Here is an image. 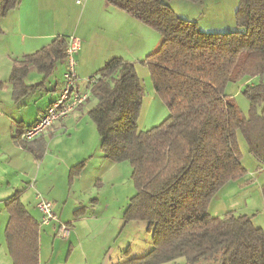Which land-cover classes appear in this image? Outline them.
Instances as JSON below:
<instances>
[{"label": "trees", "instance_id": "16d2710c", "mask_svg": "<svg viewBox=\"0 0 264 264\" xmlns=\"http://www.w3.org/2000/svg\"><path fill=\"white\" fill-rule=\"evenodd\" d=\"M22 0H0L1 22ZM172 0H105L159 33V49L139 64L148 68L153 89L169 116L143 131L139 119L145 88L136 63L109 60L91 78L95 102L89 117L101 138V151L112 164L128 162L136 194L124 222H145L153 249L119 264H264V231L253 216H212L209 206L246 169L237 141L241 132L250 153L264 165V0H240L236 27L241 31L206 33L199 23L178 17ZM199 4L205 0H186ZM66 37L58 36L13 67L10 82L19 100L31 92L25 78L31 68L46 77L66 60ZM259 78L258 83L253 80ZM246 81L242 93L251 103L246 118L226 93L229 84ZM34 88V87H33ZM86 161L72 169L78 175ZM14 195L7 203L5 242L13 264H40V224Z\"/></svg>", "mask_w": 264, "mask_h": 264}, {"label": "crops", "instance_id": "0c3cea01", "mask_svg": "<svg viewBox=\"0 0 264 264\" xmlns=\"http://www.w3.org/2000/svg\"><path fill=\"white\" fill-rule=\"evenodd\" d=\"M63 1L22 0L20 6L1 22L3 34L0 35V264H13L5 242V232L9 221L7 203L14 195L21 193V202L40 224L41 214L36 208V197L41 196L39 193H44V191L38 189L37 185L32 189L34 192L30 189L32 173L36 169L39 172L44 171V173L47 170L48 177H51V173L53 174L56 168H58L57 170L61 168V163H57L56 166L54 164L57 160L59 161L62 154L60 141L63 138L67 137L66 139L71 142L75 140L70 144V149L64 150L68 152L71 159L66 164L69 180L67 182L70 189H72V184L78 183L81 191H86L84 180L93 163L98 164L104 171L100 179L107 176L111 181L119 173V170L114 172L116 166L123 164L110 163L101 151V138L96 127H94L96 131H94L89 123V112L95 105L93 101L76 110L68 119L55 123L37 139L31 142L22 141L21 134L32 127L48 107L58 99L66 72V60L58 62L55 72L49 77L38 72L35 68H31L24 83L26 87H32V90L19 100L16 99L14 86L10 82L15 63L21 61L25 56L33 55L44 49L58 36H75L83 43L80 49L79 67L81 66V68L78 69L77 75L80 79H90L103 67L95 71L96 68L90 67L91 64L94 65V61L99 60L98 63L101 65L103 59L117 55L113 58L120 57L134 63L137 59H143L145 55L156 52L162 43L161 39L159 45L152 44L147 36L141 34L144 32L141 27L143 24L137 23V20L135 21L125 13L110 7L105 0H85L83 4L76 0V4L82 5V9L77 22L69 24V27L66 22L57 23L52 19H47L50 15H55L56 12H63L65 9ZM106 63L107 61L104 62V65ZM60 65L61 67H59ZM136 70L142 80L150 75L149 70L144 66L137 65ZM148 90L150 102L146 109L147 94H145L139 119L141 130L144 129L142 125L146 124L147 110L151 104L157 103L159 98L151 86ZM30 107L34 111L33 115L31 116L30 113L25 115V111L30 110L28 109ZM159 117L157 116L153 120L156 121ZM41 142L45 143L47 151H43L44 145H39ZM85 161L87 163L84 169L73 177L72 169ZM100 179L97 183L101 181ZM230 186V183L227 184L211 202L209 213L212 216L223 218L229 212L244 215L227 209L222 212L225 213L224 216L218 212L221 209H216L215 213L211 212L215 202ZM87 207L83 206L74 212L73 216L76 220L85 219V216L80 218V214L85 213ZM99 207L100 201L95 208ZM54 212L56 213L55 208ZM96 216L93 215L90 218L91 223L97 222ZM65 225L67 226V224ZM57 233L58 225L56 223L47 227L40 225V264H55V241L51 244V251L45 250L44 244L48 245L52 236H58ZM67 259L70 261L71 258Z\"/></svg>", "mask_w": 264, "mask_h": 264}, {"label": "rangeland", "instance_id": "374dc122", "mask_svg": "<svg viewBox=\"0 0 264 264\" xmlns=\"http://www.w3.org/2000/svg\"><path fill=\"white\" fill-rule=\"evenodd\" d=\"M78 1L83 4L85 0ZM239 1L205 0L202 3L194 4L186 0H172L165 1V3L168 4L178 17L199 23L200 30L203 32L226 33L241 31L236 27L235 23V13ZM63 6L66 11L64 9L63 12H56L55 15L48 13L50 17H47V19H52V21L57 23L66 22L69 27V24L75 23L79 19L82 5H77L76 0H64ZM137 23L139 22L137 21ZM141 27L144 29V32L141 34L147 36L152 44L156 43L159 45L161 41L159 33L144 25H141ZM61 32L65 33L67 31ZM119 49L124 53L121 48ZM80 52L75 57L77 71L81 68V66L79 67ZM149 55H145L143 59H135L134 63L140 65L139 60H144ZM113 56L117 55L106 57L107 59H103L101 65L98 63L99 60L94 61V65L91 64L92 66L90 67L96 68V71L104 66V62L113 59ZM87 81L88 78H79V85L82 89L86 87ZM253 81L254 83H258L260 79L257 78ZM142 82L146 94L149 92L150 86L153 89L150 75L143 78ZM246 85V81L229 84L226 88V93L231 96L243 116L249 118L251 116V103L242 93ZM146 98L145 107L147 109L150 102L148 94ZM157 101V103L151 104L147 110L145 115L147 119L146 124L142 125L145 129L143 131L160 125L169 116V112L163 101L159 98ZM28 109L30 110H26L25 115L30 113L32 116L34 111L31 107ZM263 110L264 105H261L258 107L257 113L261 115ZM157 116L160 117L154 121L153 119ZM89 121L94 131H96L92 120L90 119ZM66 138L60 141V148L63 151H61L62 154L59 161L57 160L54 164L56 166L57 163H61V168L59 170L56 168V171L53 174L51 173V177H48L47 170L44 173V171L39 172L36 169L32 173L33 179L30 189L32 190L37 185L38 189L40 188L44 191V193L41 191L42 193L39 194L54 204L59 222L67 224L70 230V235L67 239H63L59 235L52 236L51 242L48 245L44 244V249L51 251V244L55 241V264H119L129 259L142 258L148 254L153 249V239L151 233L148 231V224L145 222H124L125 210L131 198L136 194L130 163L124 162L121 166H116L117 168L114 172L116 173L119 170V173L113 181L109 180L107 176L104 179H100L104 171L100 169L98 164L93 163L84 180L86 191L82 192L78 183L72 184V189H70L67 182L69 180L66 164L71 159L68 152L64 150L66 148L70 149V144L75 140L71 142ZM237 141L242 152V164L246 169V174L238 182H230V188L218 198L211 212L215 213L216 209H221L218 212L224 216L225 213L222 212L227 209L233 210L237 214L253 216L254 224L264 231V165L260 164L250 153L247 142L241 132L237 133ZM39 145H44L43 151L48 150L44 142H41ZM99 179L101 181L97 183ZM98 201H100V207L95 208ZM83 206H88L87 211L80 214V218L85 216V219H77L79 220L77 221L73 214ZM93 215H97L98 220L91 223L90 218ZM67 258H71L70 261ZM166 264L189 263L186 259L180 258L175 262ZM198 264L215 263L202 261Z\"/></svg>", "mask_w": 264, "mask_h": 264}, {"label": "built area", "instance_id": "2783aa9c", "mask_svg": "<svg viewBox=\"0 0 264 264\" xmlns=\"http://www.w3.org/2000/svg\"><path fill=\"white\" fill-rule=\"evenodd\" d=\"M66 41L68 43L66 72L60 95L39 120L21 134L22 141L31 142L37 139L53 127L55 123L68 119L76 110L86 105L91 98L88 87L93 81L88 79L86 87L82 89L77 75V61L75 57L81 49V41L75 36L66 37ZM36 208L41 214V227H47L56 223L58 225L57 234L63 239L69 237L70 230L65 224L59 222L58 215L54 212L53 203L38 195L36 197Z\"/></svg>", "mask_w": 264, "mask_h": 264}]
</instances>
